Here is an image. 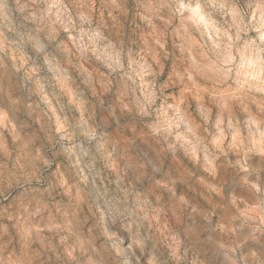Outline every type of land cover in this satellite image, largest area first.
<instances>
[{
    "label": "clouds",
    "instance_id": "obj_1",
    "mask_svg": "<svg viewBox=\"0 0 264 264\" xmlns=\"http://www.w3.org/2000/svg\"><path fill=\"white\" fill-rule=\"evenodd\" d=\"M0 264H264V0H0Z\"/></svg>",
    "mask_w": 264,
    "mask_h": 264
}]
</instances>
